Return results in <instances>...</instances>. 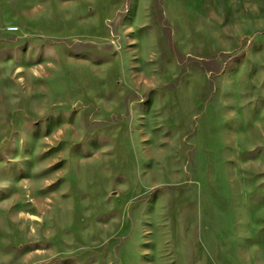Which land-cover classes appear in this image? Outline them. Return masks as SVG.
Masks as SVG:
<instances>
[{
  "label": "rangeland",
  "instance_id": "obj_1",
  "mask_svg": "<svg viewBox=\"0 0 264 264\" xmlns=\"http://www.w3.org/2000/svg\"><path fill=\"white\" fill-rule=\"evenodd\" d=\"M0 264H264V0H0Z\"/></svg>",
  "mask_w": 264,
  "mask_h": 264
}]
</instances>
